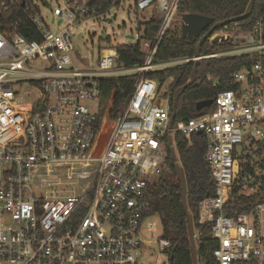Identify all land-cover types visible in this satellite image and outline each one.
I'll list each match as a JSON object with an SVG mask.
<instances>
[{"label": "built area", "instance_id": "built-area-1", "mask_svg": "<svg viewBox=\"0 0 264 264\" xmlns=\"http://www.w3.org/2000/svg\"><path fill=\"white\" fill-rule=\"evenodd\" d=\"M180 1L134 0L136 12L156 6L161 23L154 39L141 32L135 37L132 45H140L145 57L129 67L119 62L118 45L110 40L96 62L76 65L71 56L74 25L125 0L99 14L90 0H64V9H51V23L64 24L57 32L31 0H0V264H142L143 248L154 243L161 264H169L170 241L145 239L156 232L149 188L171 172L169 91L160 92L148 74L195 59L153 60ZM263 22L258 19L246 35L236 34V24L214 31L208 40L246 42L200 58L260 56ZM20 27L34 28L38 39H28ZM128 75L135 81L118 116L109 118L106 110L97 121L100 79ZM207 79L215 88L221 84ZM228 82L231 87L215 94L209 110L186 120L175 116L173 144L175 133L189 143L194 135L205 140L215 186L199 200L197 222L210 227L217 242L214 264H264L261 61L235 70ZM67 186L72 190L65 195Z\"/></svg>", "mask_w": 264, "mask_h": 264}, {"label": "trees", "instance_id": "trees-1", "mask_svg": "<svg viewBox=\"0 0 264 264\" xmlns=\"http://www.w3.org/2000/svg\"><path fill=\"white\" fill-rule=\"evenodd\" d=\"M249 1L181 0L178 4L176 15L179 18L183 13H196L210 17L212 23L204 30L206 31L216 22L242 15ZM113 2L114 0H90L95 14L106 10ZM142 11L145 14L142 15L141 19L137 17V29L141 32L143 39L152 40L159 31L161 17L154 5ZM136 14H138V11ZM260 18L264 20V0H255L249 15L230 22L227 26L236 24V34L246 35ZM178 25H181V21H179ZM179 26L173 29L169 27L164 33L153 59L155 62L194 56L198 38L189 39L183 37ZM20 33L28 39H38V35L32 27L28 29L20 27ZM245 42L246 40L243 38L239 40L241 44H245ZM236 45L237 42L234 39H229L222 43H212L207 39L201 46L200 54L207 55L232 49ZM117 53L119 62L129 67L142 64L145 57V52L137 44L118 45ZM258 60L261 61L264 67V52L260 56H257L256 53L245 52L201 59L197 65L195 81L184 89L177 100L176 121L186 120L209 110V108H204L201 111H197L195 108L196 103L212 99L219 90L230 88L231 84L228 79L231 74L237 69L253 65ZM193 64L194 61H190L163 70H154L148 74L149 77L157 80L159 86L166 82L168 77L174 76V79L168 84L169 103L171 106L175 90L187 82L191 76ZM208 75L220 79L221 84L216 88L213 87L207 79ZM178 78L179 82H176ZM134 81V75L100 79L101 93L98 99L97 121L101 119L106 110H108L109 118L118 116L121 107L133 89ZM174 142L186 184L187 208L193 219L195 233L198 235L196 239L197 262L198 264H214L213 252L217 247V242L210 236V227L200 225L197 222L199 200L203 196L211 194L215 186L205 161L206 143L202 135H194L189 143L180 133L174 134ZM167 162L170 165L171 175L169 177H160L149 188L147 200L150 204L151 212L159 214L162 236L170 241L168 249L169 264H193L188 221L182 205L181 185L176 177L168 148Z\"/></svg>", "mask_w": 264, "mask_h": 264}, {"label": "rangeland", "instance_id": "rangeland-1", "mask_svg": "<svg viewBox=\"0 0 264 264\" xmlns=\"http://www.w3.org/2000/svg\"><path fill=\"white\" fill-rule=\"evenodd\" d=\"M34 7L40 9L41 17L49 25L53 32L59 31L63 26H57L55 23H51L52 13L51 9L54 6H60L61 9L65 8L64 0H31ZM145 14L142 10H138V14L134 9V0H125L122 6L111 5L104 13L85 17L79 23L74 25L71 33V43L73 50L71 56L76 65H81V59L87 60L88 62H96L99 57L100 49L107 45V41L110 40L113 46L115 45H132L135 43V37L140 31L137 29L136 19H141L142 15ZM106 19H110L107 21ZM180 17L175 15L170 29L179 26ZM180 29V26H179ZM133 35L134 39L130 36ZM238 47L241 43L239 40L241 37L233 38ZM166 81L159 86V91L162 92L168 89ZM170 172H165L163 177H169ZM64 194H70L72 187L67 186L64 188ZM156 225V232L146 233L145 239L157 241L162 236V228L160 217L158 213L152 214L150 217ZM196 242V240H195ZM162 252L157 243L150 244L149 247L143 248L142 258L144 263L142 264H161L163 262Z\"/></svg>", "mask_w": 264, "mask_h": 264}, {"label": "water", "instance_id": "water-1", "mask_svg": "<svg viewBox=\"0 0 264 264\" xmlns=\"http://www.w3.org/2000/svg\"><path fill=\"white\" fill-rule=\"evenodd\" d=\"M255 0H250L247 4L246 10L245 12L237 17L231 18V19H226L220 22H216L214 23L208 30L204 31L211 23H212V19L206 15H201V14H196V13H183L180 15V19H181V25H180V32L181 35L183 37H187L189 39L191 38H198V42L196 44V49H195V54L194 57L195 59L194 64H193V68H192V72H191V76L189 77V79L187 80V82L184 85L179 86L173 95V103L171 106V115H170V124H169V132L167 135V145H168V149L170 152V157L173 161L174 164V168H175V172H176V177L178 178L180 185H181V191H182V205H183V209L185 211V214L187 216V221H188V228H189V239H190V247H191V252H192V257H193V264H198L197 262V253H196V234H195V230H194V225H193V219L192 216L187 208V204H186V184H185V180L182 174V168H181V164L179 162L178 159V155L175 149V146L173 144V138H172V126H173V122L176 116V105H177V100L179 98V96L182 94V92L184 91V89L189 86L190 84H192L195 79H196V72H197V65L200 62V49L202 44L204 43L205 40L209 39V37L214 33V31L223 28L224 26H226L228 23L230 22H234L237 21L243 17H246L247 15H249V13L251 12L252 8H253V4H254ZM107 21H110V19H106ZM204 31V32H203ZM262 33L264 35V22H263V26H262ZM131 37V36H130ZM228 38H224L223 36H214L210 39V41L212 43L221 41L224 42L226 41ZM176 82H179V78L176 80ZM213 102V99H207V100H202L196 103V110L199 111L202 108H206L209 107Z\"/></svg>", "mask_w": 264, "mask_h": 264}]
</instances>
